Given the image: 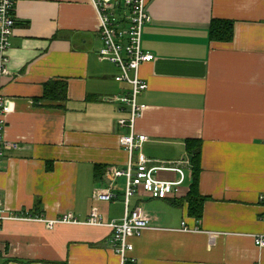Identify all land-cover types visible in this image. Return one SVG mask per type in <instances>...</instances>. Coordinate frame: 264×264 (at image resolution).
Wrapping results in <instances>:
<instances>
[{"label": "crops", "instance_id": "crops-1", "mask_svg": "<svg viewBox=\"0 0 264 264\" xmlns=\"http://www.w3.org/2000/svg\"><path fill=\"white\" fill-rule=\"evenodd\" d=\"M12 1L4 139L18 148L4 154L0 202L21 218L0 224V264H120L111 230L84 222L92 211L103 223L124 216L125 179L110 171L128 162L119 143L128 129L117 125L128 109L111 100L129 88L98 59L90 0ZM147 10L141 49L154 60L139 69L147 89L135 133L147 137L150 166L174 164L183 181L164 200L140 190L130 200L128 211L144 213L149 229L130 239L135 262L126 264H264L253 240L264 234V0H147ZM212 20L232 23L231 42L210 40ZM49 82L66 83L65 101L43 98ZM186 140L201 143L199 221L187 215ZM108 189L116 198L98 200ZM67 213L81 223L47 226Z\"/></svg>", "mask_w": 264, "mask_h": 264}, {"label": "built area", "instance_id": "built-area-1", "mask_svg": "<svg viewBox=\"0 0 264 264\" xmlns=\"http://www.w3.org/2000/svg\"><path fill=\"white\" fill-rule=\"evenodd\" d=\"M99 21V40L101 47L97 52L99 61L113 65L118 74L115 82L128 86L125 94L111 100L128 109V118L119 119L117 125L127 128L128 134L120 136L119 143L128 153V162L123 170L110 171L111 178H124L123 203L125 213L121 220L103 223L95 211H92L84 224L88 226H106L111 230L109 240L111 250L120 259V264L134 263L130 256L133 245L130 239L138 237L149 229V218L140 210L128 211V204L140 190L151 199L164 200L177 193V187L182 183V172L174 164H163L152 167L151 160L142 153L143 144L147 137L135 133V122L144 110L139 104V96L147 89L146 83L139 77V69L143 64L154 60L151 54L144 53L141 49L142 31L145 25L151 22L147 10V0H90ZM16 25L14 3L12 0H0V170L2 160L7 151L15 150L18 145L4 139L5 118L11 113L12 107L9 98L3 94L2 79L7 75L8 50L10 40ZM134 153H136L134 155ZM187 162V161H186ZM159 171H172L181 176L178 182H163L156 179ZM116 197L108 189L101 192L97 199L110 202ZM259 202L264 203V195L259 197ZM20 216L11 214L3 208L0 202V224L7 220H16ZM79 220L71 213L52 221H47V226L52 228L57 224H80ZM184 232L185 224H181ZM254 244L264 249V234L253 236Z\"/></svg>", "mask_w": 264, "mask_h": 264}, {"label": "trees", "instance_id": "trees-1", "mask_svg": "<svg viewBox=\"0 0 264 264\" xmlns=\"http://www.w3.org/2000/svg\"><path fill=\"white\" fill-rule=\"evenodd\" d=\"M211 41L222 43L231 42L233 39V25L229 21L212 20L209 26ZM67 85L64 82H49L44 85L43 98L48 101H65ZM185 151L190 159L191 184L185 197L188 217L199 221L202 217L203 205L207 198L199 193L200 153L199 140H186Z\"/></svg>", "mask_w": 264, "mask_h": 264}]
</instances>
